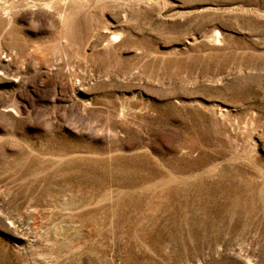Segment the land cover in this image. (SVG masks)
<instances>
[{
	"label": "rangeland",
	"instance_id": "1",
	"mask_svg": "<svg viewBox=\"0 0 264 264\" xmlns=\"http://www.w3.org/2000/svg\"><path fill=\"white\" fill-rule=\"evenodd\" d=\"M0 264H264V0H0Z\"/></svg>",
	"mask_w": 264,
	"mask_h": 264
}]
</instances>
